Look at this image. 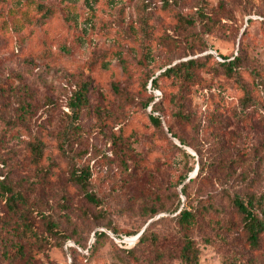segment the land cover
I'll return each mask as SVG.
<instances>
[{
  "label": "rangeland",
  "instance_id": "374dc122",
  "mask_svg": "<svg viewBox=\"0 0 264 264\" xmlns=\"http://www.w3.org/2000/svg\"><path fill=\"white\" fill-rule=\"evenodd\" d=\"M197 57L199 83L153 86ZM1 184L27 199L0 197V264H188L187 237L197 264H264L232 205L264 194V0L0 1ZM147 227L158 244L129 251Z\"/></svg>",
  "mask_w": 264,
  "mask_h": 264
},
{
  "label": "trees",
  "instance_id": "16d2710c",
  "mask_svg": "<svg viewBox=\"0 0 264 264\" xmlns=\"http://www.w3.org/2000/svg\"><path fill=\"white\" fill-rule=\"evenodd\" d=\"M209 57H212V55L207 54L206 56H204V59H207ZM224 58L225 60L219 62V64L225 68L226 72H228L230 76H233L236 72L237 59L235 58L227 60L228 57L225 56ZM204 66L205 63L202 61V58L199 57L180 61L175 65L168 67L165 71L161 73L160 76L153 78V86H158V80L161 77L175 78L181 82H190L195 84L199 83V70L202 69ZM87 90L88 87L85 84L80 86L79 93L75 95L73 102H71L70 104V108L72 109L73 113L78 117L80 115L81 107L85 105V102L87 101ZM245 99H247V101L249 102L252 101L249 95H246ZM241 106L242 108H244V103H242ZM150 118L155 125L159 127L162 126V120L160 116L150 114ZM169 129L172 132V128L169 127ZM173 134L174 136H177L175 133ZM33 146V156L34 159L36 157L38 161L37 157L42 154V151L41 149H39L37 144H34ZM90 175L91 173L89 172V170L83 168L81 169L80 173H75L72 175V177L76 182L80 183L83 187H86ZM189 181H192V178H190ZM185 185L183 186L184 192H186ZM0 197H3L5 199V202L8 207L15 213H20V205H24L27 199L26 194L22 190L9 184L0 185ZM89 197L91 199H94L93 195H90ZM232 205L235 207L236 211L242 218L244 230L247 234L248 241L251 243L252 246L258 247L264 234V194H235L232 197ZM179 207L180 203L174 208V210L177 211ZM200 213L201 212H197L194 209H190L189 205H184L182 206L181 210L177 213L175 218L184 227H190L198 222V217ZM48 223L52 232H58V230L55 229L57 225L55 224L54 220H49ZM109 228H111L115 232V234L119 235V231L116 228ZM97 234L98 237H100L102 235H105L106 233L104 231H98ZM184 243L185 244L181 249L182 260L187 262L188 264H197L199 249L195 241L190 237H187ZM147 244H158L157 236H155L153 233L149 234L148 227L144 230L141 236L138 237V239L130 246L129 251H134L137 247L144 246ZM21 252L23 255L24 250H21Z\"/></svg>",
  "mask_w": 264,
  "mask_h": 264
},
{
  "label": "water",
  "instance_id": "95a60500",
  "mask_svg": "<svg viewBox=\"0 0 264 264\" xmlns=\"http://www.w3.org/2000/svg\"><path fill=\"white\" fill-rule=\"evenodd\" d=\"M145 228L142 230V232L140 234H142L144 232ZM140 234L138 236H136V239H138V237L140 236Z\"/></svg>",
  "mask_w": 264,
  "mask_h": 264
},
{
  "label": "built area",
  "instance_id": "2783aa9c",
  "mask_svg": "<svg viewBox=\"0 0 264 264\" xmlns=\"http://www.w3.org/2000/svg\"><path fill=\"white\" fill-rule=\"evenodd\" d=\"M137 239H136V237L132 240V242L134 243L135 241H136ZM123 241V240H122ZM125 242V241H124Z\"/></svg>",
  "mask_w": 264,
  "mask_h": 264
}]
</instances>
